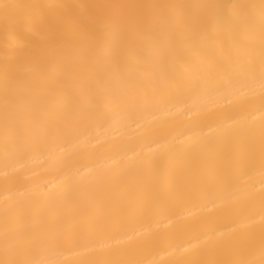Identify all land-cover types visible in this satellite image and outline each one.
<instances>
[{"label":"bare ground","instance_id":"6f19581e","mask_svg":"<svg viewBox=\"0 0 264 264\" xmlns=\"http://www.w3.org/2000/svg\"><path fill=\"white\" fill-rule=\"evenodd\" d=\"M0 264H264V0H0Z\"/></svg>","mask_w":264,"mask_h":264}]
</instances>
